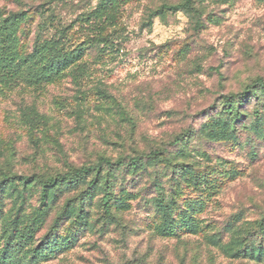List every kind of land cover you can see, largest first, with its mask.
Masks as SVG:
<instances>
[{
	"label": "rangeland",
	"instance_id": "374dc122",
	"mask_svg": "<svg viewBox=\"0 0 264 264\" xmlns=\"http://www.w3.org/2000/svg\"><path fill=\"white\" fill-rule=\"evenodd\" d=\"M115 1L96 45L81 16L99 0H0L4 13L39 7L22 24L21 54L43 9L90 45L82 72L0 80V264H264V87L233 95L264 79V0H195L151 20L181 0ZM101 157L125 164L64 181L42 201L41 178ZM13 174L31 181H4Z\"/></svg>",
	"mask_w": 264,
	"mask_h": 264
},
{
	"label": "trees",
	"instance_id": "16d2710c",
	"mask_svg": "<svg viewBox=\"0 0 264 264\" xmlns=\"http://www.w3.org/2000/svg\"><path fill=\"white\" fill-rule=\"evenodd\" d=\"M57 3L64 2V0H53ZM99 6L88 13H84L81 19L87 22L90 21L89 29L94 33L93 40L98 45L104 41L102 35L101 23L107 20L101 19V13L112 12L115 0H99ZM195 0H181L177 3H162L159 7L151 10L149 13V19L160 15L164 12H177L181 10L194 9ZM39 7L35 10H21L10 11L4 13L0 10V80L6 83H26L29 85H42L44 83L55 80L57 77L65 73L67 70H73L75 72H82L87 68L88 63L82 59L85 57V51L90 47L86 44V41L71 42L70 36L67 33L70 31V26L63 21L55 22V18L52 22L47 19H43L42 13L44 10H40V18L37 21L36 30L33 35L32 48L25 54L19 52V44L22 34V24L27 21L34 20V14H29L31 11L38 12ZM87 17V18H86ZM256 87H264V79L259 78L248 84L242 92L233 94L236 97H241L245 100L249 95H252ZM229 113H234L235 122H240L245 114L242 111L233 110V106L229 107ZM186 133L178 135L173 145H177L185 137ZM167 149L153 150L150 153L144 154L146 159H157L162 157ZM129 163L133 168H139L142 165L143 160L141 157L128 156ZM125 164V158L121 157L116 161H113L109 157H101L99 163L94 166H83L81 168L73 169L66 173L57 174L54 177L48 176L40 179L42 185L41 199L44 203H47V199H51L54 196L55 189H57L64 181L74 182L80 177L90 175L97 171L100 173L102 167H114ZM10 180L11 182L24 181L29 183L31 177L19 176L18 174L6 175L4 181ZM97 181V180H96ZM194 182L197 178H194ZM95 181L91 183L94 184ZM4 182H0V187ZM50 190V191H49ZM104 203L109 208L110 197L108 194L104 196ZM46 204L44 207H47ZM158 210L164 215L170 210L168 204H165L162 199L157 202ZM33 224H27L25 229H31ZM12 228L10 230L16 236L18 235V224L14 222L9 224ZM9 227V228H10ZM53 242L49 241L45 243V246H53ZM253 250V249H252Z\"/></svg>",
	"mask_w": 264,
	"mask_h": 264
}]
</instances>
